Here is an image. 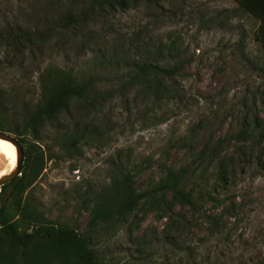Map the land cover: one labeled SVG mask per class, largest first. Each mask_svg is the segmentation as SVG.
<instances>
[{"label": "rangeland", "instance_id": "rangeland-1", "mask_svg": "<svg viewBox=\"0 0 264 264\" xmlns=\"http://www.w3.org/2000/svg\"><path fill=\"white\" fill-rule=\"evenodd\" d=\"M156 2L141 1L125 10L96 9L82 23L64 27L59 15L69 9L79 14L82 0H0V29H30L35 36L0 52V99L13 123H20L25 106L38 101L50 67L80 77L97 73L106 90L107 77L122 71L120 62L107 63V58L128 51L135 34L142 57L161 38H170L187 59L177 82L188 98L180 103L169 101L153 109L132 90L127 96L101 99L95 109L74 101L48 122L38 141L44 165L24 195L55 224L84 232L99 257L111 264H260L264 167L256 163L237 172L221 192L227 199L223 208L207 201L195 210L176 206L159 216L149 209L136 211L135 220L132 215L115 224H89L115 165L132 170L137 165L135 183L141 189L158 179L159 161L178 166L186 160L185 148L176 143L193 123L202 120L198 145L206 136L235 129L244 111L259 109L264 116V49L254 37L256 19L235 0ZM40 33H47L44 39ZM73 126L96 130L64 149L61 132ZM7 169L9 161L0 154V172ZM208 214L218 216L216 224Z\"/></svg>", "mask_w": 264, "mask_h": 264}, {"label": "trees", "instance_id": "trees-1", "mask_svg": "<svg viewBox=\"0 0 264 264\" xmlns=\"http://www.w3.org/2000/svg\"><path fill=\"white\" fill-rule=\"evenodd\" d=\"M141 1L157 4L156 0H82L84 6L79 14L69 9L59 15L58 21L67 27L82 23L96 9L125 10ZM235 1L240 10L257 19L254 37L264 49V0ZM46 34L40 33L38 37L44 39ZM34 37L30 29H0V52L6 46H23ZM139 44L135 34L128 51L107 58V63L120 62L122 71L115 77H107L106 90L101 89L103 79L97 73L80 77L62 68H48L38 101L21 110L18 124L9 119L10 110L1 101L4 93L0 91V130L15 133L24 150L20 174L1 185L0 264H111L99 257L84 232L66 224H55L28 202L24 192L44 165V153L38 144L41 129L60 113L67 112L74 101L81 100L85 107L95 109L101 99L127 96L135 90L155 109L169 101L180 103L188 98L177 82L187 59L175 42L161 38L144 57L136 52ZM132 48L135 51L131 52ZM259 113V109L244 111L235 129L216 137L206 136L198 145L202 120L193 123L176 143L185 148L186 160L178 166L159 161L158 179L141 189L135 183L137 165L133 170L123 164L115 165L111 181L91 209L89 224H115L132 215L135 220L136 211L144 213L149 209L157 210L159 216L176 206L195 210L207 201L223 208L227 199L221 192L233 182L235 174L253 163L264 167V116ZM95 130L66 127L60 135L62 146L64 149L76 146ZM231 144L233 147L229 148ZM207 217L210 223L218 221L214 214ZM260 264H264V256Z\"/></svg>", "mask_w": 264, "mask_h": 264}, {"label": "water", "instance_id": "water-1", "mask_svg": "<svg viewBox=\"0 0 264 264\" xmlns=\"http://www.w3.org/2000/svg\"><path fill=\"white\" fill-rule=\"evenodd\" d=\"M0 137L11 141L15 145L17 152L16 165L14 169L0 176V186H1L2 184L10 181L20 173L21 166L24 161V150L16 136L0 130Z\"/></svg>", "mask_w": 264, "mask_h": 264}, {"label": "bare ground", "instance_id": "bare-ground-1", "mask_svg": "<svg viewBox=\"0 0 264 264\" xmlns=\"http://www.w3.org/2000/svg\"><path fill=\"white\" fill-rule=\"evenodd\" d=\"M0 154L5 155L7 160L9 161V171L14 169L16 165V158H17V152H16L15 145L11 141L0 137ZM8 172L2 171L0 172V176Z\"/></svg>", "mask_w": 264, "mask_h": 264}, {"label": "crops", "instance_id": "crops-1", "mask_svg": "<svg viewBox=\"0 0 264 264\" xmlns=\"http://www.w3.org/2000/svg\"><path fill=\"white\" fill-rule=\"evenodd\" d=\"M256 19V18H255ZM256 21H257V19H256ZM257 23H258V21H257Z\"/></svg>", "mask_w": 264, "mask_h": 264}]
</instances>
